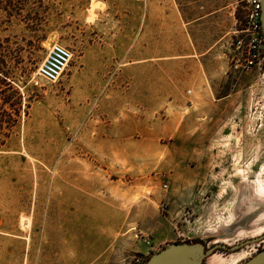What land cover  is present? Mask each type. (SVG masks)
I'll use <instances>...</instances> for the list:
<instances>
[{
	"label": "rangeland",
	"instance_id": "1",
	"mask_svg": "<svg viewBox=\"0 0 264 264\" xmlns=\"http://www.w3.org/2000/svg\"><path fill=\"white\" fill-rule=\"evenodd\" d=\"M206 2L220 13L201 23ZM246 9L0 0V264H132L144 235L162 250L264 234V68L233 59ZM213 40L193 74L192 45ZM53 43L72 59L48 84L33 73ZM263 247L213 255L240 264Z\"/></svg>",
	"mask_w": 264,
	"mask_h": 264
},
{
	"label": "built area",
	"instance_id": "2",
	"mask_svg": "<svg viewBox=\"0 0 264 264\" xmlns=\"http://www.w3.org/2000/svg\"><path fill=\"white\" fill-rule=\"evenodd\" d=\"M247 6L242 29L233 42L235 52L234 68L240 73H249L255 66L264 68V34L261 26V1L244 0ZM72 59V53L66 47L53 43L46 50L45 56L33 73V78L48 84L57 83ZM264 75V71H263ZM147 251L133 259L132 264H142L149 256L159 252L148 236H143Z\"/></svg>",
	"mask_w": 264,
	"mask_h": 264
},
{
	"label": "water",
	"instance_id": "3",
	"mask_svg": "<svg viewBox=\"0 0 264 264\" xmlns=\"http://www.w3.org/2000/svg\"><path fill=\"white\" fill-rule=\"evenodd\" d=\"M261 26L264 34V0H261ZM262 241H264V234L256 238L242 241L234 246L216 243L208 248L203 241L172 243L166 245L159 252L149 256L142 264H204V260L208 256L215 254L219 249L233 252L242 247ZM242 264H264V247Z\"/></svg>",
	"mask_w": 264,
	"mask_h": 264
},
{
	"label": "crops",
	"instance_id": "4",
	"mask_svg": "<svg viewBox=\"0 0 264 264\" xmlns=\"http://www.w3.org/2000/svg\"><path fill=\"white\" fill-rule=\"evenodd\" d=\"M204 5H205V13H204L205 15L200 16L197 21H199L201 23H206V22H211V21H213L215 19V17H218V14L220 13L219 12V7L210 8L211 7V4L208 3V2H206ZM188 23H190V21H188ZM204 32L205 33H210V35H211L212 38H214L213 33H216L215 34V40L218 39L221 35L224 36V34H223L224 32L223 31H222V33L221 32L219 33L218 30H215L214 31L212 29V31L211 30H206ZM202 36H203L202 34H200V33L198 34V37L199 38H201ZM203 37H206V35H204ZM214 42L215 41L213 40V42L212 43H209V45H208L210 47L206 48V50H201V51L200 50L198 51L197 45H192V47H193V49H192L193 50V54H188L186 57H187V60L188 61L191 59V61L195 64V65H192L190 67V70L193 71V74L197 75V72H199V70L197 69L198 64H199L200 67L203 66L204 57L209 54L211 48L213 47ZM150 59L151 58H148V59L138 58L136 60L134 59L132 63L135 64L133 66H136V65H140V63H143L145 61H148L149 62ZM211 76H213V75H211ZM193 78H196L197 79V77H194V75H193ZM144 85L141 86V88H143ZM147 85H149V87H146L148 93H157V92L160 93L161 92V88H156V86H155V80H154V76L153 75H149L147 77ZM171 88H173V86ZM163 93H166V92H163Z\"/></svg>",
	"mask_w": 264,
	"mask_h": 264
},
{
	"label": "bare ground",
	"instance_id": "5",
	"mask_svg": "<svg viewBox=\"0 0 264 264\" xmlns=\"http://www.w3.org/2000/svg\"><path fill=\"white\" fill-rule=\"evenodd\" d=\"M232 254V253H231ZM230 262V260L228 261ZM206 264H225V261L223 259H216L215 255H213L212 257L210 256L207 260Z\"/></svg>",
	"mask_w": 264,
	"mask_h": 264
},
{
	"label": "flooded vegetation",
	"instance_id": "6",
	"mask_svg": "<svg viewBox=\"0 0 264 264\" xmlns=\"http://www.w3.org/2000/svg\"><path fill=\"white\" fill-rule=\"evenodd\" d=\"M261 1V0H260ZM262 242H264V241H262ZM261 243V242H260ZM204 244H205V242H204ZM243 248V247H242ZM242 248H240L239 250L237 249V250H235V251H233V252H227V251H224V250H222V249H219V250H221V251H223V252H225V253H227V254H231V253H235V252H238V251H240ZM219 250H217V251H219ZM216 251V252H217ZM259 251V250H258ZM257 251V252H258ZM256 254V253H255ZM246 261V260H245ZM243 263V262H242ZM242 263H240V264H242Z\"/></svg>",
	"mask_w": 264,
	"mask_h": 264
},
{
	"label": "trees",
	"instance_id": "7",
	"mask_svg": "<svg viewBox=\"0 0 264 264\" xmlns=\"http://www.w3.org/2000/svg\"><path fill=\"white\" fill-rule=\"evenodd\" d=\"M3 142L0 141V147H2Z\"/></svg>",
	"mask_w": 264,
	"mask_h": 264
}]
</instances>
